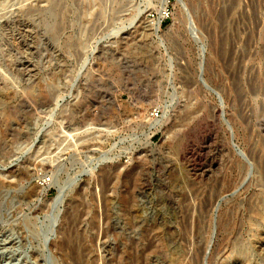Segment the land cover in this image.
<instances>
[{
  "label": "rangeland",
  "instance_id": "rangeland-1",
  "mask_svg": "<svg viewBox=\"0 0 264 264\" xmlns=\"http://www.w3.org/2000/svg\"><path fill=\"white\" fill-rule=\"evenodd\" d=\"M81 262L264 264V0H0V264Z\"/></svg>",
  "mask_w": 264,
  "mask_h": 264
},
{
  "label": "bare ground",
  "instance_id": "bare-ground-1",
  "mask_svg": "<svg viewBox=\"0 0 264 264\" xmlns=\"http://www.w3.org/2000/svg\"><path fill=\"white\" fill-rule=\"evenodd\" d=\"M152 126L153 125H155V126H157L158 125V121H155V122H153V124H151ZM102 157V156H101ZM109 157H107L106 155H103V157L101 158V159H108ZM110 159V158H109ZM96 166V165H95ZM95 166H93V168L92 169H94V167ZM83 171H85V170H83ZM82 172V171H81ZM109 178V177H108ZM68 179V178H67ZM59 195H61V198H62V191H60L59 190V194L57 195V197L59 196ZM208 195V194H207ZM56 200H59L58 198L56 199ZM55 200V201H56ZM209 200V199H208ZM59 202V201H58ZM204 202V201H203ZM187 209V208H186ZM55 215V214H54ZM56 215H57V213H56ZM70 218V217H69ZM187 219V218H186ZM71 220V219H70ZM55 222V217L53 216V217H51V219H50V223H49V228L50 229H53V227H54V223ZM189 223V222H188ZM187 223V224H188ZM23 226V225H22ZM56 229H58L57 227H56ZM239 229V228H238ZM184 230H186V229H184ZM188 230H189V228H188ZM33 232V234L32 235H34L35 237H37L38 238V236L41 234V232L38 230V229H33L32 230ZM49 231V230H48ZM51 231H53V230H51ZM40 232V233H39ZM57 232V231H56ZM66 232V231H65ZM70 232V231H69ZM196 232V231H195ZM44 234V233H43ZM45 234H46V232H45ZM44 234V235H45ZM46 236V235H45ZM44 237V236H43ZM48 238V237H47ZM51 238V237H50ZM49 238V239H50ZM46 242V241H45ZM50 243H51V241H50ZM200 244V243H199ZM72 246V245H71ZM201 247V246H200ZM65 250V249H64ZM70 250H71V248H70ZM74 250V249H73ZM77 251V250H76ZM89 253V252H88ZM87 255V254H86ZM72 256V255H71ZM78 258V257H77ZM76 259V258H75ZM79 262V261H78ZM195 262V261H194ZM79 264H82V262L81 263H79ZM84 264V263H83Z\"/></svg>",
  "mask_w": 264,
  "mask_h": 264
},
{
  "label": "built area",
  "instance_id": "built-area-1",
  "mask_svg": "<svg viewBox=\"0 0 264 264\" xmlns=\"http://www.w3.org/2000/svg\"><path fill=\"white\" fill-rule=\"evenodd\" d=\"M164 15H165L166 17H169V12H168V11L164 12Z\"/></svg>",
  "mask_w": 264,
  "mask_h": 264
}]
</instances>
